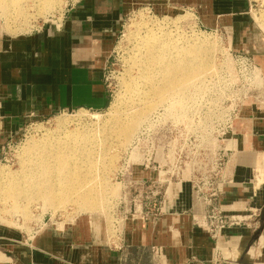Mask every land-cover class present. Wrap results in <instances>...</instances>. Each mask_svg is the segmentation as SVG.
<instances>
[{"label":"rangeland","instance_id":"374dc122","mask_svg":"<svg viewBox=\"0 0 264 264\" xmlns=\"http://www.w3.org/2000/svg\"><path fill=\"white\" fill-rule=\"evenodd\" d=\"M30 1L28 0L26 4L22 1L24 6L26 5V9L23 7L25 11L21 10L22 3V6L11 7L8 14L0 13V37L16 39L34 34L51 24L60 25L66 17V12L80 0H56L47 11L43 8L41 0H37L38 3ZM166 1L130 2L131 8L122 17L120 30L113 40L112 57L107 67L106 84L111 96L109 107L102 112H65L44 120H33L22 137L14 141L10 140L11 144L6 142L1 146V148L5 147L1 149L3 154L0 157V186L7 177L21 174L25 156L32 146L77 133L96 137V146H102L101 134L107 126L112 125L116 119H127L142 109L141 98L148 94L146 80L143 79L139 83V89L134 93L131 91L133 89L131 84L132 78H136L135 75L140 76L137 61L144 56L142 38L147 33H156L158 36L164 34V38L167 35L176 49L197 46L196 49H211L213 52L216 50L209 62L211 67L209 71L191 80L193 91L181 99L182 107L173 111L169 102L163 103L139 125L129 143L119 144L113 153L110 152L107 157L99 159L101 162H98V167L99 163L101 167L96 170L95 177L100 180L105 176L103 184L107 187L105 191L108 197L104 196L98 209L85 210L78 203L76 204L74 199L58 209L35 200L21 201L19 211L16 212L12 209V204L2 198V188H0V230L7 235L19 233L26 240H32L40 230L51 224L63 227L75 223L84 216L107 220L111 232L115 234V216L130 209L129 202H168V208L174 207L172 213L177 210L176 206L180 202H182L181 207L184 208L189 203L191 206V202H207L217 195L220 196L218 202H223L226 189L234 184L231 159L233 154L241 151L239 148L241 136L238 131L241 126L243 127L242 120L248 118V112L264 106V78L250 83L245 81L237 70H233L234 60L239 56L248 55L254 58L264 72V0H248V9L241 17L231 19V16H223L225 17L223 24L218 25L207 23L206 20L211 17L208 13L201 15L198 5H172ZM158 6H161L160 9ZM230 23L242 27L230 29L228 28ZM60 30L62 31L63 28ZM133 69L137 73H134ZM232 86L236 89H233L234 92H229ZM60 120H66L67 125L60 128L58 124ZM153 125L169 131L165 143L170 153L168 174L165 177L167 182L161 189L154 191L157 194L155 197L145 192L140 195L129 185L131 177H135L136 174L139 178L143 175L144 180L146 176L157 177L134 165L135 158L144 156L147 152L145 138L140 145V153L132 151V143L139 132L145 127L150 129ZM177 148H181L184 152L182 166H176ZM205 148L227 154L226 166L212 170L207 160L199 155L204 153ZM262 155L258 158L260 173H255L254 184H258L259 179L264 182V153ZM111 156L116 159L115 165L107 168ZM194 168L200 169L195 177L192 174ZM198 182L199 191L194 190ZM212 183L214 188L211 187ZM222 186H225V189L219 190ZM260 191L261 194L264 193V187ZM127 223L128 221H125L121 225ZM249 224L253 232V239L249 244L242 247V243L236 245V243L231 244L229 240H222L218 248L222 250L223 255H219L218 260L223 262L226 260L225 264H264V211L258 213Z\"/></svg>","mask_w":264,"mask_h":264},{"label":"crops","instance_id":"0c3cea01","mask_svg":"<svg viewBox=\"0 0 264 264\" xmlns=\"http://www.w3.org/2000/svg\"><path fill=\"white\" fill-rule=\"evenodd\" d=\"M135 1L80 0L66 12L62 31L46 27L16 39L0 37V157L1 146L22 137L32 120L65 112H102L109 107L106 73L113 40L130 2ZM166 2L198 5L201 15L211 17L206 22L212 25L223 24V16L238 19L249 6L248 0ZM254 110L238 131L241 151L231 159L234 184L221 202L230 214L264 211L260 191L264 182L253 183L255 173H260L258 158L264 153V106ZM181 203L174 213L173 206L166 207L150 221L126 215L128 223L120 234L111 232L107 220L87 216L63 227L51 224L32 240L0 230V264H215V243L195 226L190 203L184 208ZM251 230H228L224 241L249 244Z\"/></svg>","mask_w":264,"mask_h":264},{"label":"bare ground","instance_id":"6f19581e","mask_svg":"<svg viewBox=\"0 0 264 264\" xmlns=\"http://www.w3.org/2000/svg\"><path fill=\"white\" fill-rule=\"evenodd\" d=\"M22 1L25 4L28 2V0H0V13L8 14L14 5L22 6ZM32 1L38 3L37 0ZM41 1L43 8L47 11L56 0ZM24 3L21 7L23 11H25L23 7L26 6ZM160 7L158 6L159 9ZM162 36H158L156 33H147L143 38L140 36L144 42V56L142 59L136 60L140 76L135 75L136 80L132 78V84L130 83L132 86H130L133 87L131 90L133 93L137 92L139 83L143 79L146 80L148 94L141 98L142 109L127 119H116L112 125L107 126L101 134L100 145L102 144V146H96V137L88 136L85 133L62 137L56 141L45 139L46 142L32 146L25 156L21 174L7 177V180L0 186L2 198L12 204V209L18 212L21 201L35 200H40L49 207L58 209L63 204H67L66 202H72L73 199L85 210L98 209L107 194V187L103 184L105 176L103 179L99 177L100 180L95 177L96 170L101 167V163L98 167L99 159L107 157L110 152L113 153L119 144L129 143L139 125L163 103L169 102L170 109L173 111L182 107L181 99L193 91V86H191L193 79L206 74L211 68L209 62L216 50L213 52L211 49H196L197 46L196 48L176 49L170 37L166 35L164 38V34ZM143 53L141 52V54ZM212 68L214 69V67ZM134 73L137 72L134 71ZM183 107L186 108L184 105ZM67 123L66 120L58 122L60 128L65 127ZM112 156L109 158L107 168L115 165L116 159ZM140 176L138 179H144L143 175ZM146 178L151 177L146 176ZM245 244L246 241H243L242 247Z\"/></svg>","mask_w":264,"mask_h":264},{"label":"built area","instance_id":"2783aa9c","mask_svg":"<svg viewBox=\"0 0 264 264\" xmlns=\"http://www.w3.org/2000/svg\"><path fill=\"white\" fill-rule=\"evenodd\" d=\"M48 27H53L56 30H60L63 27V21L60 22V25H50ZM235 61V68L233 70H237L239 74H241L245 81L253 83L256 80H262L264 78V72L262 68L256 64L254 58L249 57L248 55L239 56ZM236 89L235 86L233 88H229V92H234ZM33 121V120H32ZM31 121V122H32ZM29 123L30 127L32 123ZM157 125H153L152 127L147 129L145 127L143 130L139 132L132 143V151H136L140 153V145L143 143L142 140L146 141L147 152L144 156H140L135 158L134 165L141 168L145 172H149L151 174L157 175V177L153 178H145L138 179V175L135 177H131L130 186L134 192L141 195L142 192H145L152 197H155V190H159L162 188V185L167 182L165 179L168 174V159H169V150H167L166 139L168 138V130L157 127ZM27 131V129H26ZM12 141H9L8 144H11ZM7 144V145H8ZM10 146V145H9ZM3 146L1 149H4ZM3 154V153H2ZM173 155V154H171ZM176 155V166H182V158L184 156V152L181 148H177ZM203 156L207 160V164L211 165L212 170L220 169L221 167L226 166L225 159L227 158V154H222L221 152H215L211 148H205L203 154H199ZM139 162V164H138ZM142 172V174H145ZM200 172V169H195L192 171V174L195 175ZM124 176V171L122 172ZM147 174V173H146ZM150 174V175H151ZM134 178V179H133ZM211 187L214 188V184L212 183ZM225 186H222L219 190H224ZM200 190V183L198 182L194 186V190ZM220 196H216L215 198H210L207 202H191V215L192 220L197 228L205 232L216 244L217 250V258L215 264H225L222 260H218V256L223 255L222 250L218 248L221 241L224 240V236L226 231L237 229V228H250L251 225L249 222L254 220L257 217V212H253L251 215H243V214H230L227 213L228 210L224 208L221 202H218ZM168 206V202H132V206L127 211L124 210L115 216V234H120L122 232L121 223L124 222L126 215H132L137 218H144L148 221L152 220V218H156L159 214L164 213V209ZM157 208V209H155ZM121 225V226H120ZM153 253L155 255L159 254V251L156 248H153Z\"/></svg>","mask_w":264,"mask_h":264}]
</instances>
